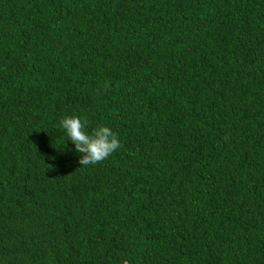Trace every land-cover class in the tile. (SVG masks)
I'll return each instance as SVG.
<instances>
[{"label":"trees","instance_id":"trees-1","mask_svg":"<svg viewBox=\"0 0 264 264\" xmlns=\"http://www.w3.org/2000/svg\"><path fill=\"white\" fill-rule=\"evenodd\" d=\"M0 264H264V0H0Z\"/></svg>","mask_w":264,"mask_h":264},{"label":"clouds","instance_id":"clouds-1","mask_svg":"<svg viewBox=\"0 0 264 264\" xmlns=\"http://www.w3.org/2000/svg\"><path fill=\"white\" fill-rule=\"evenodd\" d=\"M59 127L66 135L67 142L74 145L83 166L106 159L120 146L118 135L110 127L99 125L88 132L86 121L78 116H65L60 120Z\"/></svg>","mask_w":264,"mask_h":264}]
</instances>
